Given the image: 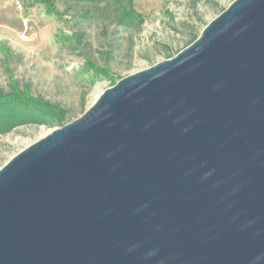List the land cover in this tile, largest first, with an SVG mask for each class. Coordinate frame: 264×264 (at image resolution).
I'll use <instances>...</instances> for the list:
<instances>
[{
	"label": "water",
	"instance_id": "obj_1",
	"mask_svg": "<svg viewBox=\"0 0 264 264\" xmlns=\"http://www.w3.org/2000/svg\"><path fill=\"white\" fill-rule=\"evenodd\" d=\"M0 264H264V0L10 157Z\"/></svg>",
	"mask_w": 264,
	"mask_h": 264
},
{
	"label": "rangeland",
	"instance_id": "obj_2",
	"mask_svg": "<svg viewBox=\"0 0 264 264\" xmlns=\"http://www.w3.org/2000/svg\"><path fill=\"white\" fill-rule=\"evenodd\" d=\"M232 1L52 0L57 14L48 15L34 0H0V90L11 91L14 84L58 104L67 123L120 78L174 56ZM128 9L140 13L142 22L119 24ZM74 34L83 48L72 41ZM84 52L105 70L92 84L81 70ZM57 127L23 123L0 133V167Z\"/></svg>",
	"mask_w": 264,
	"mask_h": 264
},
{
	"label": "trees",
	"instance_id": "obj_3",
	"mask_svg": "<svg viewBox=\"0 0 264 264\" xmlns=\"http://www.w3.org/2000/svg\"><path fill=\"white\" fill-rule=\"evenodd\" d=\"M34 1L42 4L44 11L48 15L57 14L52 0ZM136 20L137 23L142 22L141 14L133 9H128L119 19V24L136 22ZM197 36V34H192L186 46L196 39ZM71 37L78 48H83L80 44L82 40L79 35L74 34ZM83 55L85 65L81 67V70L84 69L90 74L89 82L92 84L104 76L105 70L98 68L95 63L90 61L85 52ZM65 118H67V113L58 104H52L41 98L28 96L26 93L19 91L14 84H12L11 91L4 92L0 90V133L9 131L11 128L23 123L44 124L48 127L55 125L62 126L66 123Z\"/></svg>",
	"mask_w": 264,
	"mask_h": 264
}]
</instances>
